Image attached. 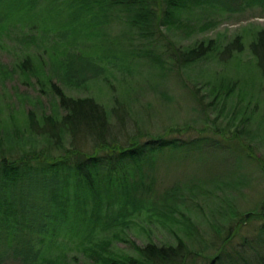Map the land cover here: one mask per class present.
<instances>
[{
	"label": "rangeland",
	"instance_id": "rangeland-1",
	"mask_svg": "<svg viewBox=\"0 0 264 264\" xmlns=\"http://www.w3.org/2000/svg\"><path fill=\"white\" fill-rule=\"evenodd\" d=\"M68 1L22 0L26 6L20 8L0 0V158L47 147L43 137L26 130V114L50 115L58 105L51 87L21 68L28 65L25 59L34 64L29 69L46 71L45 78L66 96L94 99L112 124L117 101L143 139L162 134L188 143L199 139V148L156 155L130 180L134 200L107 210L101 206L99 223L95 218L89 229L87 222L76 231V216L67 214L19 250L13 246L18 231L0 230V264H101V256L137 258L135 246H173L178 240L206 264L227 234L234 232L233 245L264 241V78L248 49L264 31V0H212L186 10L155 42L113 16L94 39L69 33L73 44L62 38L71 16ZM236 37L243 48L231 58L221 61L215 53L181 67L164 43L187 48L214 40L222 49ZM72 52L97 64V70L79 71L84 79L77 86L57 71L58 60ZM210 140L227 148H209ZM68 141L65 136L62 142ZM235 225L238 230L231 231Z\"/></svg>",
	"mask_w": 264,
	"mask_h": 264
},
{
	"label": "trees",
	"instance_id": "trees-1",
	"mask_svg": "<svg viewBox=\"0 0 264 264\" xmlns=\"http://www.w3.org/2000/svg\"><path fill=\"white\" fill-rule=\"evenodd\" d=\"M13 1L20 8L22 5L26 6V3H21L22 0ZM67 3L69 6L66 8L71 16L68 18L69 24L62 26L66 35L62 38H70L67 36L70 33L74 37L85 35L88 39H94L97 30L104 27L111 17L119 16L125 18L128 27L137 30L141 38L150 36L151 41L155 42L160 36L164 37L161 33L163 27L170 28L178 23V15L195 7H205L212 0H69ZM254 39L248 49L255 59L257 70L264 78V31L257 32ZM70 41L74 43L72 38ZM164 43L171 51L170 59L180 67L196 63L215 53L219 60L224 61L241 52L243 48L240 37L231 40L222 49L214 40L187 48L175 47L170 41ZM80 57L72 52L58 60L57 71L70 86H77L84 79L78 75L79 71L83 75L85 70H97L96 62ZM25 60L28 65H34L29 59ZM28 65L22 64L21 68L31 72L38 81L49 85L58 105L56 104V109L50 115L44 113L36 117L33 112L26 114V130L43 137V143L47 147L18 158H0V230H3L2 234L18 231V237H14L15 249L23 248L26 240H31L33 235L47 232L55 222L61 224L67 214L76 216L77 220L73 224L76 231L87 222H90L85 224L89 229L95 218L99 223L101 206H105L107 210L115 202L126 204L134 200L135 190L130 180L133 181L137 173L141 172L142 166L148 164L156 155L187 145L199 148V139L188 143L173 135L163 134L143 139L141 131L133 126L134 123H130L126 107L117 101L113 110L117 123L112 124L106 111L94 99H74L66 96L52 83L51 77L45 78L46 71L32 67L29 69ZM65 136L69 137L67 146L62 142ZM206 143L209 148L220 151L227 148V144L224 146L222 142L215 143L210 140ZM222 153L226 156V153ZM88 201L96 206L90 209L91 204ZM247 218L253 219L249 214ZM21 219L29 224H20ZM237 226H233L231 231L238 230ZM260 228L264 234V225ZM233 234L234 232L231 237L227 234L217 246L216 254L206 264H264V241H260L258 237L254 241L241 240L233 245ZM10 238L9 244L13 239L12 234ZM135 250L137 258L106 255L101 256L99 262L204 263L200 260V254L189 250L182 240H178L173 246L149 243L144 247L135 246Z\"/></svg>",
	"mask_w": 264,
	"mask_h": 264
}]
</instances>
